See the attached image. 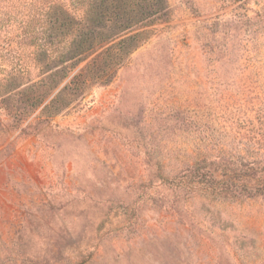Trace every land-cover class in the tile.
Here are the masks:
<instances>
[{"label":"rangeland","instance_id":"rangeland-1","mask_svg":"<svg viewBox=\"0 0 264 264\" xmlns=\"http://www.w3.org/2000/svg\"><path fill=\"white\" fill-rule=\"evenodd\" d=\"M133 4L159 10L120 63L109 43L55 64L51 86L75 67L38 108L0 97V264H264V0ZM219 159L259 195L191 181Z\"/></svg>","mask_w":264,"mask_h":264},{"label":"trees","instance_id":"trees-1","mask_svg":"<svg viewBox=\"0 0 264 264\" xmlns=\"http://www.w3.org/2000/svg\"><path fill=\"white\" fill-rule=\"evenodd\" d=\"M72 2L74 5L79 2L78 4L84 6L83 19H76L74 15L67 13L60 0H0V97L23 88L18 93L25 98L23 107L38 108L51 91L67 77L69 71L74 69L75 64L67 68L61 67L58 82L51 86L54 79L59 76V72H54L53 68H58V65L80 55L84 56L87 53L90 55L109 43L111 44L103 51V54L107 55L104 66L111 68L117 65L125 55L126 45L138 36L122 37L138 23L134 18L139 13L141 16L152 15L159 10L156 5L149 7V10L139 6L136 7L137 10L133 9L134 0H72ZM119 19L123 21L117 22ZM107 23L110 24L109 34L97 30ZM114 40L117 41L113 42ZM116 48L118 51L121 50L116 53L114 52ZM96 63V59H93L80 73L73 76L71 83L80 82L78 79L85 76L83 73L88 69H94ZM43 83L45 86L50 83V87L39 92L37 89ZM62 99V96L56 98L55 95L42 110L55 109V105ZM220 161L222 159L218 162L211 161L209 166L212 167L206 171L205 167L201 168L202 170H199L191 181L211 185L212 191L223 199H234L236 196L254 198L259 195L260 190L257 186L234 184L232 177L239 170L234 169L232 164L221 163L215 166ZM218 171L229 178L224 181L216 180L215 174Z\"/></svg>","mask_w":264,"mask_h":264}]
</instances>
